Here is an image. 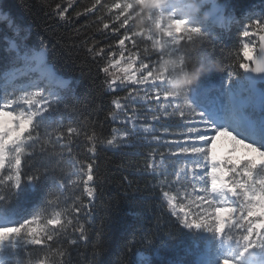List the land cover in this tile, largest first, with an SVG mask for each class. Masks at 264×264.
<instances>
[{"label": "snow or ice", "instance_id": "6c2138e0", "mask_svg": "<svg viewBox=\"0 0 264 264\" xmlns=\"http://www.w3.org/2000/svg\"><path fill=\"white\" fill-rule=\"evenodd\" d=\"M41 10L49 30L71 33L78 74L0 0V264H264V159L214 151L226 136L264 157V0ZM218 65L224 76L209 84ZM130 150L143 162L115 165L125 191L105 200L100 154ZM131 197L157 201L175 231L158 232L161 216L147 228L121 217ZM183 235L202 244L180 255Z\"/></svg>", "mask_w": 264, "mask_h": 264}, {"label": "trees", "instance_id": "16d2710c", "mask_svg": "<svg viewBox=\"0 0 264 264\" xmlns=\"http://www.w3.org/2000/svg\"><path fill=\"white\" fill-rule=\"evenodd\" d=\"M50 3L51 0H30L34 6L32 11L29 12L22 6V0H2V5L5 8H10L13 15L18 19L26 23L32 24V43H38L39 37H44L45 41L48 42L49 48H51V53L49 55V60L55 63L56 67L59 68L66 75H77L78 67L74 62L76 53L71 50H65V46L71 43V33L66 32L65 29L56 28L54 31L49 30V24L45 23V17L41 10V3ZM259 3L260 0H255ZM8 32L3 22H0V37ZM63 37V39H61ZM0 49H2V43H0ZM218 70L213 73L208 81L209 84L219 83L223 78L224 73L220 70L221 66H217ZM2 81H0L1 84ZM105 108L108 106L107 97L102 98ZM123 160H133L142 163V157L136 155V152L130 150L125 154L102 152L100 154V160L98 163L101 164V171H107L111 177V183L108 184L105 189L104 199L108 197H115L119 193L125 191L124 188L120 186L121 181V171L115 170V165L120 164ZM68 171H71L69 168ZM123 173L128 175L129 179H134L140 182L143 186V179L136 175L132 170ZM162 206L155 200L138 199L137 197H131L129 199L123 200L120 203V214L121 217L127 219L130 222L137 223L145 228L152 227L155 224V219L157 216H161V223L157 229L160 234L167 231H175L174 218L169 217L166 213L161 211ZM135 212L137 215L132 216L130 213ZM103 215L102 210H98L97 216L99 222V216ZM122 242V241H121ZM112 246V251L115 253L117 251L115 237L109 241ZM202 244L195 237L189 235H183L181 237V243L177 249L180 255H186L189 250H194L196 244ZM162 255L165 259H171L175 256V253L171 250H162ZM115 255L111 257L115 260ZM186 258L191 261L195 258V252L193 255H187ZM160 259V257H157Z\"/></svg>", "mask_w": 264, "mask_h": 264}, {"label": "rangeland", "instance_id": "374dc122", "mask_svg": "<svg viewBox=\"0 0 264 264\" xmlns=\"http://www.w3.org/2000/svg\"><path fill=\"white\" fill-rule=\"evenodd\" d=\"M0 81H2L0 84V87L4 86V81L2 79H0ZM222 146L227 147L229 151L227 150L228 152L226 151L227 153H225V155L219 156L220 155L219 149ZM214 151L218 157H224V156L231 155L234 159H238L241 156H247V155L254 154L255 156H258V157H254L258 162L259 160L264 159V157H260L258 153H254V152H251V150L245 149L243 145L236 144L234 141L231 140V138L226 137V136H222L217 139L216 144L214 146ZM238 153H240V155Z\"/></svg>", "mask_w": 264, "mask_h": 264}, {"label": "bare ground", "instance_id": "6f19581e", "mask_svg": "<svg viewBox=\"0 0 264 264\" xmlns=\"http://www.w3.org/2000/svg\"><path fill=\"white\" fill-rule=\"evenodd\" d=\"M227 150H228L227 147H223V146H222V147L219 149V154H220L219 156H223V155H225V153H227V152L229 151V150H228V151H227ZM226 151H227V152H226ZM238 154L240 155V153H238ZM252 156H253V157H258V156H255L254 154H252Z\"/></svg>", "mask_w": 264, "mask_h": 264}]
</instances>
